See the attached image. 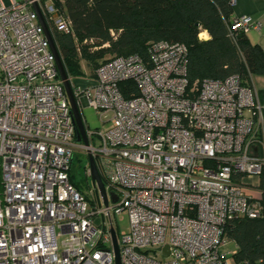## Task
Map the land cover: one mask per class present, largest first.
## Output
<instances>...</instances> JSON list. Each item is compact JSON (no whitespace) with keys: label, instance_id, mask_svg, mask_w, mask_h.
<instances>
[{"label":"built area","instance_id":"built-area-1","mask_svg":"<svg viewBox=\"0 0 264 264\" xmlns=\"http://www.w3.org/2000/svg\"><path fill=\"white\" fill-rule=\"evenodd\" d=\"M34 4L49 32L72 34L54 0H0V264H115L111 228L120 264H228L227 224L262 211L258 91L238 74L187 89L186 46L151 42L147 61L108 59L82 88L70 78L78 107L103 124H84V145ZM258 27L230 15V35ZM125 81L136 95L124 96ZM76 151L93 156L107 205L94 187L88 198L70 182ZM124 213L126 232L114 225Z\"/></svg>","mask_w":264,"mask_h":264},{"label":"trees","instance_id":"trees-1","mask_svg":"<svg viewBox=\"0 0 264 264\" xmlns=\"http://www.w3.org/2000/svg\"><path fill=\"white\" fill-rule=\"evenodd\" d=\"M54 1L72 25V34L50 29L70 78L84 76L82 62L93 69L108 59L130 54L147 61V46L161 40L186 46L187 89L204 79H224L231 74H238L247 85L251 75L264 76V51L260 46L251 43L242 31L230 35L232 7L228 0ZM201 30L207 32V38L205 32L200 34L205 39L198 38ZM120 87L126 98L130 93L137 94L131 81L122 82ZM260 96H264V89L258 91L259 100ZM86 165L80 184L74 180L72 163L69 172L70 182L85 197V189L92 187ZM239 178V174L233 176L235 182ZM261 205L259 216H239L227 224L226 235L235 244L231 255L234 264H264V198Z\"/></svg>","mask_w":264,"mask_h":264},{"label":"water","instance_id":"water-1","mask_svg":"<svg viewBox=\"0 0 264 264\" xmlns=\"http://www.w3.org/2000/svg\"><path fill=\"white\" fill-rule=\"evenodd\" d=\"M33 7H34V10L36 11V13L38 15L39 22H40V24L43 28L44 34H45V36L49 42L50 49H51L52 53L54 54L58 74H59V77L62 81L63 88H64L65 94L67 96L69 105H70V113L72 115L73 123L75 125L76 141L82 142L84 145H87L88 141H87V137H86V129L84 126L83 119L80 115L78 103H77V101L73 95L70 77L67 75V73L64 69V66L62 64V61H61V58H60L59 53L57 51V48L53 42V39H52L51 34L48 30V27H47L42 15L40 14V11H39L37 5L34 4ZM87 164H88V168H89V172H90L89 178H90L91 185H92V187H94L96 189V192L99 194V196L102 200V203L104 205H107L108 204V198H107V193H106V190L104 187V182L102 181V178L98 172L94 158L90 154H87ZM110 197H111L112 201H116V196L113 193L110 194ZM110 233H111L112 242H113L115 264H120L119 249H118V245H117V241H116V235H115V232L112 228L110 229ZM163 251H164V254L167 255V253H168V246L167 245H164Z\"/></svg>","mask_w":264,"mask_h":264},{"label":"rangeland","instance_id":"rangeland-1","mask_svg":"<svg viewBox=\"0 0 264 264\" xmlns=\"http://www.w3.org/2000/svg\"><path fill=\"white\" fill-rule=\"evenodd\" d=\"M208 35L205 36L207 38ZM97 68L94 67L93 69L87 68L84 62H82V70L84 72V76H81L80 78H95V69ZM73 82V79H71ZM90 92L92 93V88H90ZM92 95V94H91ZM260 103L262 106H264V96H260ZM80 115L83 119L84 124L90 131H96V130H101L103 128V124L101 120L99 119L98 114L96 111L87 106L83 101L80 103ZM87 163V155L85 152L82 151H76L73 155V161H72V172L74 174V180L77 181L79 184L83 182L84 176H85V171L83 172V166ZM244 181L247 182H254L255 177L252 178H245ZM87 192L88 198H91L93 195L88 193L89 189H85ZM114 225L117 226V229L119 231H124L126 232L128 230V218L127 215L124 213L122 215H119L116 217L114 220ZM226 247L230 250L233 247V243L228 242Z\"/></svg>","mask_w":264,"mask_h":264},{"label":"crops","instance_id":"crops-1","mask_svg":"<svg viewBox=\"0 0 264 264\" xmlns=\"http://www.w3.org/2000/svg\"><path fill=\"white\" fill-rule=\"evenodd\" d=\"M232 16L248 15L253 21L259 23L258 29H251L246 32V35L251 43H256L260 46L262 51H264V0H235L232 7ZM207 34L205 30H202ZM73 79V84L79 87H86L93 82L91 78H80L75 77ZM250 85L254 87L257 91L264 89V76L261 75H251ZM233 243V242H231ZM235 251V244L230 249ZM228 264H234L231 256L228 257Z\"/></svg>","mask_w":264,"mask_h":264}]
</instances>
